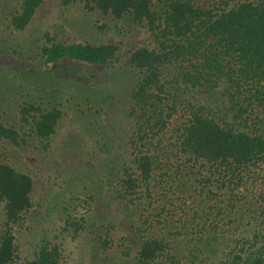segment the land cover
I'll return each instance as SVG.
<instances>
[{
	"label": "rangeland",
	"instance_id": "rangeland-1",
	"mask_svg": "<svg viewBox=\"0 0 264 264\" xmlns=\"http://www.w3.org/2000/svg\"><path fill=\"white\" fill-rule=\"evenodd\" d=\"M245 1L264 3L191 0L205 8ZM21 3L0 0V123L15 126L27 139L23 147L1 141L0 162L34 180L33 207L14 230L13 264L33 259L47 243L61 246L63 264H136L141 226L168 246L153 264H225L235 251L251 252L254 239L264 246V163L237 170L218 167L193 159L180 145L194 113L264 137V107L252 101L248 119L238 124L225 84L214 91L187 88L181 79L187 63L166 64L162 81L170 95L158 112L172 117L153 153L157 170L151 192L133 203L120 180L134 158L139 114L132 115V92L141 74L127 60L137 48L156 49L158 44L146 28L88 12L82 3L64 8L61 0H47L30 27L18 33L11 28V17ZM48 32L69 44H117L120 52L110 66L64 61L46 68L39 62V48ZM249 89L236 94L239 104ZM24 101L61 105L64 117L49 151L21 127ZM4 218L2 206L0 235ZM74 222L83 226L78 236Z\"/></svg>",
	"mask_w": 264,
	"mask_h": 264
},
{
	"label": "trees",
	"instance_id": "trees-1",
	"mask_svg": "<svg viewBox=\"0 0 264 264\" xmlns=\"http://www.w3.org/2000/svg\"><path fill=\"white\" fill-rule=\"evenodd\" d=\"M46 1L22 0L20 10L11 17V28L18 33L25 32ZM77 3H82L88 12H100L129 27L146 28L158 44L156 49L137 48L127 60L141 74L132 92L135 101L132 115L139 114L134 158L131 166L123 170L120 180L124 195L131 202L151 192V181L157 170L153 153L160 133L172 117V113L164 117L158 112L170 95L162 81V68L166 64L180 60L187 63L181 73L187 88L214 91L225 84L224 95L232 104L238 124L248 119L252 101L264 107V3L245 1L233 7L225 3L224 8H205L191 0H61L64 8ZM157 6L160 9L156 10ZM40 42L39 62L46 68L64 61L110 66L120 52L117 44H69L49 32L43 34ZM248 87L246 100L239 104L236 94L243 95ZM63 117L59 103L24 101L19 107L21 127L30 129L46 151L51 149ZM1 141L16 147L27 144L26 137L15 126L4 123H0ZM180 145L193 159L218 167L231 166L237 170L264 163V137L221 125L201 113H194L185 124ZM33 190L30 174L0 162V208L3 206L5 214L0 235V264H13L17 258L14 230L33 207ZM71 227L75 236L83 229L77 222L71 223ZM140 231L142 244L136 264H153L167 251V243L149 237L142 226ZM250 247L251 252L235 251L225 264H264V246L259 247L254 239ZM21 264H63L62 248L57 243H47L33 259Z\"/></svg>",
	"mask_w": 264,
	"mask_h": 264
}]
</instances>
